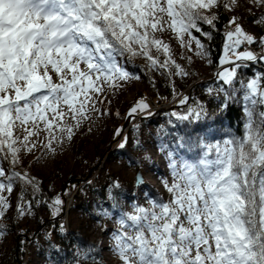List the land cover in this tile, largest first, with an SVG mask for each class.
Returning a JSON list of instances; mask_svg holds the SVG:
<instances>
[{
	"label": "snow or ice",
	"instance_id": "6c2138e0",
	"mask_svg": "<svg viewBox=\"0 0 264 264\" xmlns=\"http://www.w3.org/2000/svg\"><path fill=\"white\" fill-rule=\"evenodd\" d=\"M241 8L262 34L244 28ZM166 32L208 64L209 42L222 34L215 73L221 83L206 92L221 111L230 101L242 105L241 128L239 134L228 129L221 138L212 130L162 141L167 199L149 192L146 205L133 201L126 210L116 194L119 180L108 184L111 207H101L98 215L115 217V264H264V70L237 79L245 61H264V0H0V237L7 238L11 211L30 216L40 205L59 220L68 190L40 199L42 182L24 165L22 153L38 163L71 141L85 122L113 115L104 106L111 96L142 78L122 61L143 58V67L165 76L173 96H180L177 103L185 105L170 117L191 124L206 115L204 101L193 98L186 104L189 97L176 91L174 78L192 73L173 56ZM257 45L258 53L253 51ZM181 59L192 63L190 55ZM226 63L229 67H221ZM149 109L147 99L140 98L127 114L150 115ZM128 143L123 136L117 147ZM143 159L151 161L147 152ZM141 164L139 157H129V166ZM136 181L143 185V175L137 173ZM57 229L66 232L63 220L44 236L58 251L51 240ZM96 256L91 247H77L65 264L90 258L97 264Z\"/></svg>",
	"mask_w": 264,
	"mask_h": 264
},
{
	"label": "rangeland",
	"instance_id": "374dc122",
	"mask_svg": "<svg viewBox=\"0 0 264 264\" xmlns=\"http://www.w3.org/2000/svg\"><path fill=\"white\" fill-rule=\"evenodd\" d=\"M164 40L170 43L171 51L177 62L186 66L192 73L187 78H174L178 93L183 91L188 94L195 81L212 76L215 71L212 66L204 58L195 55L194 51L188 52L186 49H182L171 32L164 34ZM182 55L192 56V63L187 64L185 60L181 59ZM122 63L142 78L128 82L121 96L113 99L111 104L104 105L111 109L113 115L96 120L94 124L85 122L81 129L76 130V134L71 141H65L57 145L54 155L48 154L38 163H33L26 153H22L24 165L32 175L42 180V186L49 195L61 193L65 189L68 190V194L63 196V213L60 219L63 220L65 226L79 228L82 233L88 235L90 240L98 241L100 259L96 260L97 264H115L116 261V256L111 251V234L112 230L117 227L115 217L109 219L98 215L101 207H111V201L107 198V186L112 180H119L125 185L123 191L119 192L117 196L119 201L126 206V210L127 206L133 201H139L146 205L145 194L153 193L152 190L155 191V194L162 195L165 199L168 198L161 180L169 176V171L167 161L163 153L159 151L160 142L156 139L158 132L156 124H164L165 119L160 111L165 104L167 108L173 104L171 103L173 94L167 91L166 84L168 82L161 73L155 70H144V73H141L133 66L132 62L122 61ZM221 67H229V64L226 63ZM185 81H188L187 84ZM139 92H145L148 96V102L151 104L148 111L158 112V114H155V117L153 119L149 118V120L140 118L139 116L143 113L138 112L139 116H137L135 122L136 127L131 132V141L129 136L127 150L117 151L114 144L116 142L113 141H119L122 136L114 140L113 131L119 125L121 126V124L127 122L125 120L126 110L134 103V98ZM116 112H119L120 115L116 116ZM90 127L91 131L88 130ZM134 137L140 140L143 148L137 149L134 146ZM40 138L46 139L47 133H42ZM164 143H168V140H165ZM145 152L151 157V161L143 159ZM35 155L39 156L41 153L36 152ZM129 157H139L142 164L129 166ZM137 173L143 175V185L137 183ZM87 181H91V185L88 186ZM92 186L99 187L100 192L94 191ZM81 189L83 190L81 191ZM76 199L83 203L86 208L75 205ZM15 200L16 195L14 193L12 201L15 202ZM38 206H35L34 214L30 216L16 217L14 211L9 213L10 219L15 218L19 227H26L35 231L23 244V256L20 257L18 264H49L52 261L46 252L49 249V244L44 233L51 230L56 222L58 225V221L45 222L39 226L38 219L47 218L48 212L40 211ZM7 221L4 220L3 222L7 223ZM14 235L9 227L7 238L0 237V264H16L13 256L16 242ZM51 239H56L54 231H52ZM37 241H39V244H37ZM42 251H45L46 254H43ZM82 264H92L91 258L82 261Z\"/></svg>",
	"mask_w": 264,
	"mask_h": 264
},
{
	"label": "trees",
	"instance_id": "16d2710c",
	"mask_svg": "<svg viewBox=\"0 0 264 264\" xmlns=\"http://www.w3.org/2000/svg\"><path fill=\"white\" fill-rule=\"evenodd\" d=\"M244 2V0H242ZM255 11V10H254ZM239 15L242 17L241 23L243 24L244 28L248 30L251 33H254L256 35L262 34V29L261 27L257 26L251 19L250 14L246 12L243 8L239 10ZM223 21V17L221 18ZM211 45V60L212 64V69H214V73L210 78L207 79H200L198 81H195L194 85H192L189 93L187 96L189 97V100L186 102V104H190L193 102V98L196 100H201L205 102L206 105V115H204L199 121H195L191 124H189L187 121H178L176 120L175 117H170L168 114L172 110L176 111H183L185 109V105H181L176 102V104H172L168 108H162L160 111L162 114V117H164L165 122L164 124H156L158 128L157 136L156 139L161 143L162 141L164 142L165 140H168V143H172L171 141V136L173 135H184L185 133H191L192 135H203L205 131H212L216 130L217 131V136L216 138H221L220 134L225 132L228 129H231L233 132H236L239 134V130L241 128V121L243 117V111H242V105L238 104L234 101H230L228 106L223 110H219L218 107V102L213 99L212 96H209L206 92V89L209 86L212 87H218L219 84L221 83L219 80L216 79L215 73L217 71L218 67V59L220 55L223 54L222 52V34L220 32H217L215 34V38L209 42ZM255 48L259 49V46L257 45ZM133 66L141 71V73H144V70L148 71L146 67H143L144 65V59L143 58H136L132 62ZM264 70V61H254L253 63L249 65H244L241 67L238 71V76L237 79L240 78H245L253 74L255 71H262ZM186 84L188 81H185ZM190 82V81H189ZM167 91L172 94V90L168 86V83L166 84ZM178 92V91H177ZM140 94V95H139ZM215 95V93L213 94ZM222 97V93L220 94ZM173 96V95H172ZM139 97L148 99V96L145 92H139L135 98H134V103ZM149 103V102H148ZM150 104V103H149ZM151 105V104H150ZM131 106V105H130ZM138 113V112H137ZM137 113L132 114L129 116L127 114V110L125 113V120H127L126 123L119 125L118 127L122 128V133L121 134H116L115 131L114 133V140H117V137H123L127 136L129 140L130 136V141L132 140L131 132H133L134 128L133 126L135 125L136 118L139 116ZM150 115H141L139 116L140 118L144 119H149V118H154L155 114H158V112L150 111ZM160 114V113H159ZM171 119L173 121V124H168V120ZM150 120V119H149ZM161 126H164L165 129H167V132H162L160 131ZM123 134V135H122ZM116 142L115 144V149L117 151H122V150H127L128 144L124 149L118 148L117 144L119 141H113ZM38 181H41V179H37ZM71 181H76V180H71ZM88 182V181H87ZM121 184V188L116 190V194L118 195L119 192L123 191V188L125 187L124 183L119 181ZM88 184V183H85ZM91 184H88V186ZM92 189L94 191H99V187H94L92 186ZM42 191H43V196L40 197V199H44V197H52L54 195H49L48 192L43 188L42 186ZM153 193H155L154 190H152ZM75 205H80L82 207H85L83 203H80L77 199L74 202ZM41 210L47 211L48 216L45 219L39 218V226L43 225L45 222H56L58 221V224L60 220H57L56 218L52 217L50 215L49 210L46 207L43 206H38ZM86 208V207H85ZM9 223V221H7ZM57 225V222L56 224ZM58 226V225H57ZM9 227L11 230L14 232V236L16 238V242L14 245V260L15 263L18 264V261L21 256H23V251H22V246L25 244L27 239H29V236L32 235L35 231L34 230H29L26 227H19L16 224L15 218L11 219V223L9 224ZM66 227V232L64 234H60L58 232V229L54 231L56 239H51L52 242L56 245L59 246V250L57 251L56 249H51L49 247L47 254L50 256L51 260L53 262L59 261V264H65V262L75 254V249L77 247L86 250L89 247H91L94 250V254L98 253V256L95 257L96 260L100 259L99 256V249L100 246L98 244V241L96 240H90L87 234L82 233V231L79 228H69ZM23 230V231H21ZM44 250V249H43ZM75 250V251H74ZM43 254H46L45 251H42Z\"/></svg>",
	"mask_w": 264,
	"mask_h": 264
},
{
	"label": "bare ground",
	"instance_id": "6f19581e",
	"mask_svg": "<svg viewBox=\"0 0 264 264\" xmlns=\"http://www.w3.org/2000/svg\"><path fill=\"white\" fill-rule=\"evenodd\" d=\"M123 92H124V88L122 90H120L117 94L112 95L111 96V102L113 99L117 98L118 96H121L123 94ZM106 245H108V244H106Z\"/></svg>",
	"mask_w": 264,
	"mask_h": 264
},
{
	"label": "built area",
	"instance_id": "2783aa9c",
	"mask_svg": "<svg viewBox=\"0 0 264 264\" xmlns=\"http://www.w3.org/2000/svg\"><path fill=\"white\" fill-rule=\"evenodd\" d=\"M179 98H180V96H176V97L172 100V102L176 101V100L179 99Z\"/></svg>",
	"mask_w": 264,
	"mask_h": 264
}]
</instances>
